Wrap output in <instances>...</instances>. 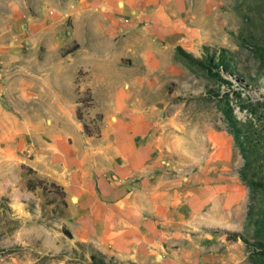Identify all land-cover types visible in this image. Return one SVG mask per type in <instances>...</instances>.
<instances>
[{"label": "rangeland", "instance_id": "374dc122", "mask_svg": "<svg viewBox=\"0 0 264 264\" xmlns=\"http://www.w3.org/2000/svg\"><path fill=\"white\" fill-rule=\"evenodd\" d=\"M99 4L0 0V264H264V0ZM83 13L96 17L94 30L77 18ZM119 43L131 67L100 60ZM43 58L54 86L44 98L36 96ZM79 67L89 68L100 109L101 73L142 89L123 100L153 113L163 180L148 210L118 206L125 192L97 200L114 195L108 186L133 187L137 175L88 180L58 170L59 138L102 137ZM119 118L131 122L126 112Z\"/></svg>", "mask_w": 264, "mask_h": 264}, {"label": "crops", "instance_id": "0c3cea01", "mask_svg": "<svg viewBox=\"0 0 264 264\" xmlns=\"http://www.w3.org/2000/svg\"><path fill=\"white\" fill-rule=\"evenodd\" d=\"M98 2L100 3L99 5L105 7L106 9L107 5L112 3V0H98ZM84 14L87 13H83L81 14V17L78 16L77 18H81V20H84L82 21V24L86 28H93L94 30V26L92 25V23H90L89 19H93L95 16H93L92 18L87 15L84 16ZM102 14L106 17L107 20V24L105 23L103 27L107 29L105 32L108 33L110 31L109 16L105 15L106 12ZM110 18H112L111 15ZM74 22V31H76L78 29V25L81 22L80 19L78 21L74 19ZM30 32L34 33L35 31L34 29H32ZM113 47L114 48L112 53L108 54V56L104 54L105 56H103L100 60L104 61L105 65H110L115 68L120 67L124 69L126 67H131V60L128 61L124 59L125 56H127L126 49L128 47V44L124 45L123 43H119ZM32 48L34 53H36L38 49L36 48L34 42H32L31 50ZM80 48L81 47H79L73 53L71 52V54L68 55V57L65 59L75 58V56H77V54L81 52ZM98 48L94 47L93 51H97ZM104 52H101V54ZM44 61L45 60L43 58L41 66H45L48 71H46L41 77L39 91L36 95L37 97L40 96L43 98L47 95L48 92H50L51 88H54V86L51 85L50 82V78L53 75L52 70L46 66ZM79 69L87 72L84 76L83 81H80V83L82 87L81 90L83 88H88L92 94L93 107L91 110L93 112L100 113L103 116L101 121L102 137L100 139L87 137L84 140L81 138H77V142H73V144L70 145H67V140L65 138V140L63 138H59L57 140V144H55L56 146L54 147L55 150H57V156L55 157L54 161H56L58 165V170H61L64 166H69L70 174H76L73 175V178L76 179L82 176H86L88 180H92L93 178H95L96 180V177L103 178V176H106L108 173L115 178L122 177L128 174H130L132 177L137 175L135 177L138 178V182H135V185L133 187L129 188L123 185H112L111 187L108 186L110 188V192L114 195L107 199L98 196L97 200L102 204H106L107 201L111 200L113 202H116L118 199L117 195L121 192H125L126 194L128 193V196L123 199L121 198L119 203L117 204L118 206H123V209L126 210H148L150 209V207H152V205L155 206L157 204L159 200L158 195L162 193L161 189L163 180L162 174L158 171L161 170L160 165L157 162L158 156L154 154L155 149L152 148L153 138L150 134V131L152 130L151 128L153 125V121H151V119L153 118V113L150 112L136 114L133 110H129L126 106H124V100L127 98V96H139L141 92L140 90L142 89H139V91H135L134 84L127 83L125 84L126 86L128 85V89L126 90L122 86V82L114 84L109 81V76H107L105 73H101V75H98L97 79H101L103 81L102 83L107 88V102L105 108L100 109L97 107V103L95 101L92 84L90 82L91 77L88 76L89 68L79 67L78 70ZM124 112H126V116L131 119V122H129L127 125H124L119 118V115L123 114ZM114 118L115 120H113ZM135 134L138 138L135 136ZM84 145L86 146L85 148ZM80 146L83 147L80 148ZM96 151H98L99 153H96ZM51 169L54 170V167H52ZM44 175L47 174L44 173ZM130 179L131 177H129V180ZM101 181L107 187L106 181ZM103 187L106 188L104 185H102V187H100V185H97L96 192L99 193V195L106 193V190H104ZM87 190L88 193H91V191H89L90 189ZM81 193H83V189ZM135 194L141 195L140 198H136L134 196ZM88 200V202H90L91 204L96 203L91 199ZM136 200H140L142 206H137L138 202ZM110 219H112V221H114L115 223L121 222L119 220H122L119 217L117 218L115 214H111Z\"/></svg>", "mask_w": 264, "mask_h": 264}, {"label": "trees", "instance_id": "16d2710c", "mask_svg": "<svg viewBox=\"0 0 264 264\" xmlns=\"http://www.w3.org/2000/svg\"><path fill=\"white\" fill-rule=\"evenodd\" d=\"M73 52V51H72ZM71 53V52H70ZM77 119L79 121H81V118L79 116H77ZM84 129H85V126H84ZM85 134L88 136V137H91L90 134L85 130ZM100 264H103V263H100Z\"/></svg>", "mask_w": 264, "mask_h": 264}]
</instances>
